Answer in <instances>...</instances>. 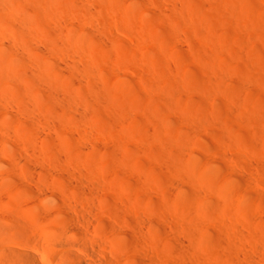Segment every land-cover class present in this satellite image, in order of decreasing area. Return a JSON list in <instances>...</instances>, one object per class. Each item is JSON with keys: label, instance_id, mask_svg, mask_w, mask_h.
<instances>
[{"label": "bare ground", "instance_id": "6f19581e", "mask_svg": "<svg viewBox=\"0 0 264 264\" xmlns=\"http://www.w3.org/2000/svg\"><path fill=\"white\" fill-rule=\"evenodd\" d=\"M212 1L0 0V264H264V0Z\"/></svg>", "mask_w": 264, "mask_h": 264}, {"label": "rangeland", "instance_id": "374dc122", "mask_svg": "<svg viewBox=\"0 0 264 264\" xmlns=\"http://www.w3.org/2000/svg\"><path fill=\"white\" fill-rule=\"evenodd\" d=\"M214 1H215V0H214ZM214 1H212V2H214ZM216 1H218V0H216ZM237 1H238V0H237ZM210 3H211V2H210ZM206 6H207V5H206ZM206 6H204L205 9L202 8L203 11L205 12V14H207L206 12H208L209 9H210V8H209V9H206ZM209 12H210V11H209ZM209 12H208L207 15H209ZM262 15L264 16V13H263ZM262 15H261V16H262ZM209 18H210V17H209ZM211 19H212V18H211ZM211 19H209V20H211ZM212 20H213V19H212ZM225 25H226V26L224 27V29H225L224 32H226V33L229 34L230 36H233V35H234V31L228 26V24H225ZM125 40H126V42L128 41L127 44H129V46L131 47V45H130L131 43L129 42V40H128L127 38H125ZM230 46H232V43H230ZM255 46H256V47H255ZM255 46H250V45H249V47H248V45H246V49H247V48L249 49V50H247V51H248V52L251 51V52L249 53L248 56H245V55H244V56L246 57L245 60L242 59V57H244L243 55L241 56V58H237V57H239V56H236V57L234 56V57H233V55L231 56V55H228V54H226V53L223 54V56L225 55L226 58H230V59H231L230 62L233 63V64H232V67L230 66V69H232V70H234V69H236V70H237V69H242V68L245 67L244 64H246V63H245L246 60H247L249 57H251L250 54H252V55L255 57L256 55H258L259 52L264 53V49H263L264 47H262V42H261V41H259L258 44L255 45ZM257 50H258V53H257ZM159 52H160V51H159ZM159 52H158V54H160ZM253 52H254V54H253ZM256 53H257V54H256ZM161 54H162V53H161ZM246 55H247V52H246ZM164 56H165V55L160 56V57L163 58ZM225 56H224V57H225ZM253 56H252V59H253ZM245 57H244V58H245ZM257 57H259V56H257ZM166 58H167V57H164V59H166ZM252 59L249 58V61H251ZM256 59H257V58H256ZM256 59H255V58L253 59V60L256 61V63H255L253 60H252V62H250V63H252V64L255 63V65H256L257 63H260V62H261V59H259V58H258L257 60H256ZM249 61H247V62L249 63ZM259 61H260V62H259ZM253 62H254V63H253ZM248 63H247L246 65H248ZM250 63H249L248 66L251 68L252 65L250 66ZM188 64H189V66H187L188 69H185L186 72H189V71H190L189 68H192V70L194 69V71H195V73H194V71H193V73L196 74L197 77H198V76L200 77L199 79H202V78L204 79V77H207V76H205V74H202L203 72L201 73V71H200L198 68H195V67H197L196 65L194 66V64H193V66H192L191 63H188ZM261 65L264 67V64H263V63H261ZM253 66H254V65H253ZM255 68H256V67H255ZM108 71H109V70H108ZM106 72H107V71H106ZM107 73L110 74V75H112L111 72H110V73L107 72ZM132 76H134V75L132 74ZM250 82H251V81H250ZM254 82H255V81H254ZM252 83H253V81H252ZM255 83H257V82H255ZM255 83H253V84L250 83V84H251V87H249V90H251V93H253L252 90H254V91H255L254 93H256L260 98L264 99V90L261 89V88H259V86H257L258 83H257V85H255ZM135 84H136L135 86H136L138 92H140V94L142 95V94H143L142 92H143V91H146V90H145V89H143V91L140 90L139 86L137 85V82H136ZM250 84H249V85H250ZM141 89H142V87H141ZM139 90H140V91H139ZM146 92H147V91H146ZM248 92H249V91H248ZM147 93H148V92H147ZM155 93H156V92H155ZM155 93H154L153 96L156 97V94H157V93H156V94H155ZM148 94H149V93H148ZM128 95H129V94H128ZM144 95H145L144 97L146 98V97H147V96H146V93H145ZM252 95H254V94H252ZM257 95H256V96H257ZM148 96H149V95H148ZM183 96H184V94H183ZM256 96H255V97H256ZM194 97H195V99L198 98V97L195 96V95H194ZM259 97H258V98H259ZM149 98L152 99L153 97H152V98L149 97ZM156 98H157V97H156ZM154 99H155V98H154ZM146 100H147V101H150V100H148V98H146ZM155 100H156V102L158 103L159 99H155ZM157 100H158V101H157ZM151 101H153V100H151ZM151 101H150V102H151ZM156 102H155V103H156ZM153 103H154V102H153ZM158 105H162V104L159 103ZM162 106H163V105H162ZM127 108H130V107H127ZM131 108H132V107H131ZM125 109H126V107H125ZM101 110H102V109H101ZM101 110H100V111H101ZM127 110H128V109H127ZM129 110L132 111V109H129ZM129 110H128V111H129ZM134 110H135V109L133 108V111H134ZM133 111H132V112L129 111V113H132V114H133ZM135 111H136V110H135ZM125 112H127V111H125ZM99 113H100V112H99ZM127 113H128V112H127ZM135 113H136V114H135ZM135 113H134L133 115L131 114V116L135 117L137 120L140 119V114L138 113V111H136ZM137 113H138L139 115H138ZM235 117L237 118V116H235ZM133 120H134V119H133ZM233 124H234V127H236L235 122H234ZM237 128H238V127H237ZM239 129H241V131L243 130V132H245L244 129H242V128H239ZM204 134H206V133H204ZM210 135H211V134H210ZM210 135H209V133H208L207 136H206V139H207V137L210 138V137H209ZM203 136H204L203 138H205V135H203ZM153 147H154V146H153Z\"/></svg>", "mask_w": 264, "mask_h": 264}]
</instances>
